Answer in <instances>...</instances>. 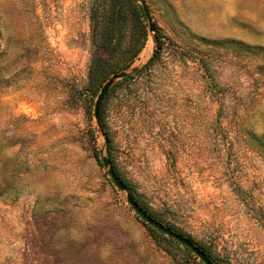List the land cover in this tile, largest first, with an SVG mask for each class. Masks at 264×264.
<instances>
[{
  "label": "rangeland",
  "instance_id": "374dc122",
  "mask_svg": "<svg viewBox=\"0 0 264 264\" xmlns=\"http://www.w3.org/2000/svg\"><path fill=\"white\" fill-rule=\"evenodd\" d=\"M146 2L98 123L91 0H0V264H204L102 154L215 264H264V0Z\"/></svg>",
  "mask_w": 264,
  "mask_h": 264
},
{
  "label": "trees",
  "instance_id": "16d2710c",
  "mask_svg": "<svg viewBox=\"0 0 264 264\" xmlns=\"http://www.w3.org/2000/svg\"><path fill=\"white\" fill-rule=\"evenodd\" d=\"M146 21L147 17L138 0H91L90 26L92 41L95 46L106 53L107 57L99 53H94L91 56L90 75L120 72V70L129 66L146 43L149 32ZM231 41L234 40L231 39ZM157 48H159V45ZM158 52V50L155 51L146 65L153 63ZM108 58L112 60L109 62ZM107 65H110V68L106 71ZM251 137L255 138L254 135H251ZM121 178L133 199L142 208L146 209L139 200V194L131 187L129 181L123 177ZM162 234L165 233L162 232ZM206 254L208 253L206 252ZM198 264L202 263L199 262Z\"/></svg>",
  "mask_w": 264,
  "mask_h": 264
},
{
  "label": "water",
  "instance_id": "95a60500",
  "mask_svg": "<svg viewBox=\"0 0 264 264\" xmlns=\"http://www.w3.org/2000/svg\"><path fill=\"white\" fill-rule=\"evenodd\" d=\"M138 2L141 4L142 9L147 17L148 21V30L149 32H154L155 25L152 21V17L150 14V8L146 2V0H138ZM138 67H132L130 70L126 71H120L117 73L112 74L101 86L96 99L94 101V117L96 121L99 123L100 120V108L101 104L108 93L111 86L121 78H125L127 76H130L131 74L138 71ZM101 152V151H100ZM102 162L104 167L107 168V172L112 179V181L115 183V185L122 191L126 192V199L130 206L133 208V210L139 215L145 222L150 224L151 226L155 227L156 229L162 231L168 236L173 237L178 242L182 243L184 246L192 250L198 258H200L204 264H215L209 256L204 252L199 246L194 244V242L189 239L188 237L183 236L182 234L173 231L171 228L167 227L166 225L162 224L160 221L153 218L150 214H148L138 203L136 200L133 199L131 194L128 192L126 184L123 182V180L120 178V176L116 173L114 170L111 160L108 156L102 154Z\"/></svg>",
  "mask_w": 264,
  "mask_h": 264
}]
</instances>
